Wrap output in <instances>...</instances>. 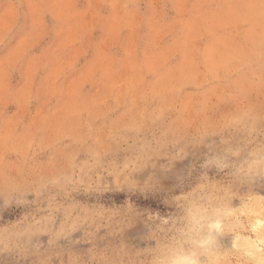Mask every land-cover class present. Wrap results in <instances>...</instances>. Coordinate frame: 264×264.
<instances>
[{"label":"clouds","instance_id":"clouds-1","mask_svg":"<svg viewBox=\"0 0 264 264\" xmlns=\"http://www.w3.org/2000/svg\"><path fill=\"white\" fill-rule=\"evenodd\" d=\"M219 2L247 42L241 78L213 74L216 86L201 85L187 102L179 95L157 107L132 102V118H112L119 135L103 148L91 138L75 140L72 151L91 149L111 178L102 186L88 190L61 140L78 135L77 117L100 114L91 97L111 95L109 65L89 73L83 64L80 73L93 81L88 97L69 84L70 110L49 108L39 120L26 110L8 112L0 94V264H170L158 257L181 242V214L201 201L235 198L240 206L215 217L205 239L184 243L189 264H264V0ZM27 32L25 15L13 33H0V58ZM152 96L145 91L139 99ZM46 102L42 88L31 96L37 115ZM67 177L87 186L78 195L84 204L104 207L84 214L79 232L49 203L63 199Z\"/></svg>","mask_w":264,"mask_h":264},{"label":"rangeland","instance_id":"rangeland-1","mask_svg":"<svg viewBox=\"0 0 264 264\" xmlns=\"http://www.w3.org/2000/svg\"><path fill=\"white\" fill-rule=\"evenodd\" d=\"M25 15V39L10 56L0 58V94L8 112L26 110L38 120L49 108L68 112L67 86L71 84L72 92L87 98L93 84L89 73L102 62L109 65L111 95L98 90L91 97L100 105V114L77 117L78 135L61 140L80 176L91 186L88 190L111 178L91 149L72 151L75 140L91 138L90 142L103 148L110 135H119L112 118L117 113L132 118V102L141 108L145 104L157 107L176 95L190 101L201 85L216 86L211 81L213 74H231L232 81L239 80L242 73L237 69L247 55L243 29L228 17L219 0H5L0 5V33H13ZM92 52L94 60L89 59ZM85 63L89 73H80ZM41 88L50 103L46 102L37 115L31 96ZM150 90L154 96L139 99L142 92ZM61 100L65 101L62 107ZM110 164L118 166L115 161ZM87 186L67 177L60 189L63 199L50 198L51 208L69 221L72 232L84 227V214L104 211L102 204L90 207L78 198ZM240 203L239 198L201 201L185 210L178 225L181 242L167 248L158 259L189 264L191 256L184 243L205 239V229L211 230L213 219ZM145 204L151 206V201Z\"/></svg>","mask_w":264,"mask_h":264},{"label":"bare ground","instance_id":"bare-ground-1","mask_svg":"<svg viewBox=\"0 0 264 264\" xmlns=\"http://www.w3.org/2000/svg\"><path fill=\"white\" fill-rule=\"evenodd\" d=\"M223 213V212H222Z\"/></svg>","mask_w":264,"mask_h":264}]
</instances>
